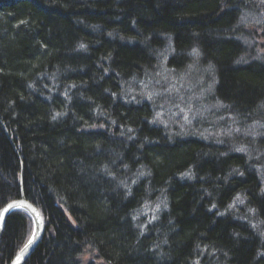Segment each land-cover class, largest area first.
Here are the masks:
<instances>
[{"label": "trees", "instance_id": "1", "mask_svg": "<svg viewBox=\"0 0 264 264\" xmlns=\"http://www.w3.org/2000/svg\"><path fill=\"white\" fill-rule=\"evenodd\" d=\"M239 11L234 0H0V209L23 196L45 224L25 264H264V174L246 163L264 168V138L245 141L258 143L248 156L239 138L201 136L217 118L168 133L138 84L196 66L188 80H211L203 106L264 111V60L238 37ZM31 233L11 212L0 264Z\"/></svg>", "mask_w": 264, "mask_h": 264}, {"label": "rangeland", "instance_id": "2", "mask_svg": "<svg viewBox=\"0 0 264 264\" xmlns=\"http://www.w3.org/2000/svg\"><path fill=\"white\" fill-rule=\"evenodd\" d=\"M234 7L239 9V19L236 23L237 29L241 30L242 34L238 33V37L246 47H253L255 59L264 60V0H234ZM244 62V60L241 59ZM197 69L199 74L202 73L200 68L196 66L190 69L188 75L179 74L177 78L176 74L172 70L165 71L162 69L156 70V76L158 79H151L146 83H138L141 87H146V91L150 92L148 99L153 101L156 116H154V123L161 125L168 129V133H172L173 128L181 129V131L189 132L197 131L198 121H202L206 125H209L212 118L217 120L209 127H205L202 130V137L206 139L216 140V144L222 146L223 142L232 140V138H239L240 141L246 143V145L239 149L238 144H229V147H225L226 153L239 152L248 156L251 154L249 148L258 143H252L250 146L247 142L249 140L264 138V111L254 112L247 116L236 119L223 112H227L226 108H221L218 103H210L203 106V101L209 97V93L212 90L210 81L206 87H201L202 79L188 80L190 75ZM205 73V70L203 71ZM201 88L200 95L196 89ZM148 97V96H146ZM203 99V100H202ZM206 102H208L206 100ZM223 111V112H222ZM211 113H213L212 116ZM219 116L214 114H219ZM191 132V133H192ZM197 135L198 132H196ZM264 141V139H263ZM229 150V151H227ZM246 153V154H245ZM251 158L246 159V163L255 169V171L264 174L263 165H252L254 162H249ZM259 174V173H258ZM263 183V181H262ZM264 187V183H263ZM241 201V200H240ZM231 211L237 213L241 208L242 202L232 201ZM149 211L157 212V205H149ZM251 218L253 215L250 213ZM256 222V221H255ZM257 224V223H255ZM260 224V223H259ZM264 225V224H263ZM257 227V225H255ZM261 235L264 237V228L261 229Z\"/></svg>", "mask_w": 264, "mask_h": 264}, {"label": "water", "instance_id": "3", "mask_svg": "<svg viewBox=\"0 0 264 264\" xmlns=\"http://www.w3.org/2000/svg\"><path fill=\"white\" fill-rule=\"evenodd\" d=\"M15 210H21L29 216L32 222V233L9 264H25L41 242L45 234V224L39 211L21 196L20 199L11 201L0 209V239L7 216ZM29 241H31V243H29Z\"/></svg>", "mask_w": 264, "mask_h": 264}, {"label": "snow or ice", "instance_id": "4", "mask_svg": "<svg viewBox=\"0 0 264 264\" xmlns=\"http://www.w3.org/2000/svg\"><path fill=\"white\" fill-rule=\"evenodd\" d=\"M11 207V206H10ZM29 243H31V241H29Z\"/></svg>", "mask_w": 264, "mask_h": 264}]
</instances>
